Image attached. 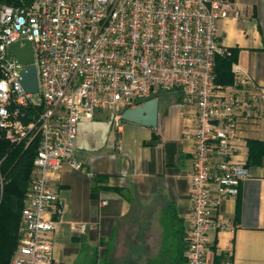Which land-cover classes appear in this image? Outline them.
I'll use <instances>...</instances> for the list:
<instances>
[{"label":"built area","instance_id":"built-area-1","mask_svg":"<svg viewBox=\"0 0 264 264\" xmlns=\"http://www.w3.org/2000/svg\"><path fill=\"white\" fill-rule=\"evenodd\" d=\"M231 10V0L0 4V137L13 145L38 141L10 264H59L51 236L64 205L50 184L65 165L81 169L74 159L78 124L111 111L117 127L124 110L159 91H178L191 111L183 132L193 142L184 257L185 264H205L208 230L233 228L220 205L234 200L248 177L234 159L238 119L264 103V87L237 65L231 86L215 84V57L230 55L220 45L217 26ZM23 40L32 46L34 93L21 86L24 66L8 53ZM71 228L84 233L87 226Z\"/></svg>","mask_w":264,"mask_h":264},{"label":"crops","instance_id":"crops-1","mask_svg":"<svg viewBox=\"0 0 264 264\" xmlns=\"http://www.w3.org/2000/svg\"><path fill=\"white\" fill-rule=\"evenodd\" d=\"M231 1L217 34L233 59L215 84L231 86L237 65L264 87V0ZM155 98V128L122 120L115 127L105 112L78 124L74 159L81 169L65 165L50 184L64 205L51 236L59 264L167 263L165 250L170 264L177 256V231L191 209L193 142L183 138L191 111L177 91ZM236 128L234 159L248 177L236 198L220 205L233 228L208 230L205 264H264V103ZM79 224H86L84 233L71 228Z\"/></svg>","mask_w":264,"mask_h":264},{"label":"trees","instance_id":"trees-1","mask_svg":"<svg viewBox=\"0 0 264 264\" xmlns=\"http://www.w3.org/2000/svg\"><path fill=\"white\" fill-rule=\"evenodd\" d=\"M14 0H0V4H15ZM233 56H216L214 72L216 77L222 74L225 66L230 65ZM215 78V82H216ZM154 94L149 98H154ZM148 99V100H149ZM37 139L28 146L24 143L13 145L0 137V264H9L16 249L19 239V223L23 208V199L30 178L33 159L37 151ZM181 227L177 231V251L174 258H170V264H185V242ZM153 262L150 264H168Z\"/></svg>","mask_w":264,"mask_h":264},{"label":"water","instance_id":"water-1","mask_svg":"<svg viewBox=\"0 0 264 264\" xmlns=\"http://www.w3.org/2000/svg\"><path fill=\"white\" fill-rule=\"evenodd\" d=\"M22 43L23 46H20V43L10 45L8 53L12 55L17 63L24 66L19 78L21 86L26 92L34 93L37 90L38 83L36 69L33 64L32 46L27 40H23ZM157 116L158 100L157 98H151L140 106L124 110L120 118L125 123L155 128L157 126Z\"/></svg>","mask_w":264,"mask_h":264},{"label":"rangeland","instance_id":"rangeland-1","mask_svg":"<svg viewBox=\"0 0 264 264\" xmlns=\"http://www.w3.org/2000/svg\"><path fill=\"white\" fill-rule=\"evenodd\" d=\"M14 1H16V0H14ZM16 3V2H15ZM214 75H215V72H214ZM216 76V75H215ZM216 78V77H215ZM178 92V91H177ZM160 93H167V92H161V91H159V92H157V93H155L154 94V98L156 97V96H158ZM105 113L107 114V115H109V116H113V113L111 112V111H105ZM14 255V254H13ZM13 257V256H12ZM12 259V258H11ZM11 262V261H10ZM10 264V263H9Z\"/></svg>","mask_w":264,"mask_h":264}]
</instances>
